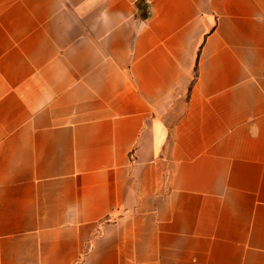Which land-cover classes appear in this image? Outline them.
Listing matches in <instances>:
<instances>
[{
	"label": "crops",
	"instance_id": "0c3cea01",
	"mask_svg": "<svg viewBox=\"0 0 264 264\" xmlns=\"http://www.w3.org/2000/svg\"><path fill=\"white\" fill-rule=\"evenodd\" d=\"M0 264H264V0H0Z\"/></svg>",
	"mask_w": 264,
	"mask_h": 264
}]
</instances>
